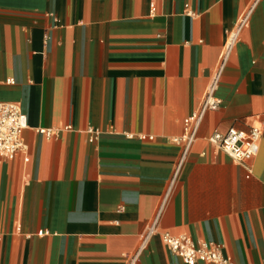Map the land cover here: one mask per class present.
Segmentation results:
<instances>
[{"label": "crops", "instance_id": "1", "mask_svg": "<svg viewBox=\"0 0 264 264\" xmlns=\"http://www.w3.org/2000/svg\"><path fill=\"white\" fill-rule=\"evenodd\" d=\"M251 2L0 0V104L28 124L25 150L0 160V264H186L160 232L264 264V0L181 164L173 140ZM232 128L261 131L245 163L209 143Z\"/></svg>", "mask_w": 264, "mask_h": 264}, {"label": "built area", "instance_id": "2", "mask_svg": "<svg viewBox=\"0 0 264 264\" xmlns=\"http://www.w3.org/2000/svg\"><path fill=\"white\" fill-rule=\"evenodd\" d=\"M259 1L260 0H252L249 7L240 15L234 27L231 29L228 39L220 52L211 79L202 95L199 106L183 120L182 135L173 139L176 144L183 147L180 164L196 141L199 128L205 115L209 111L219 109L222 104L220 99L215 95L220 77L228 62L232 49L238 42L241 32L248 22L249 15L253 9H255ZM27 127L26 115L22 113L18 106L0 104V160H12L18 153L25 150L22 142V133ZM39 132L47 139H51L54 136L51 131ZM87 133L89 141L91 142L99 135L91 128L87 130ZM260 136L261 131L258 128H250L246 132L237 131L232 128L225 133L214 132L209 137V143L231 159L240 163H245L257 155ZM168 194L169 191L158 205L154 218L147 227L144 241L155 235V233H159L157 224L165 208ZM159 234L170 251L186 264H195L197 262L208 264H235L224 255V248L222 245L193 240L186 235L174 236L168 232H160ZM138 256L139 252L132 255L128 264H137Z\"/></svg>", "mask_w": 264, "mask_h": 264}]
</instances>
